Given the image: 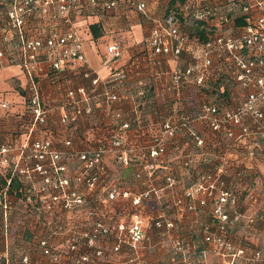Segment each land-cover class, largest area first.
I'll return each mask as SVG.
<instances>
[{
	"label": "built area",
	"instance_id": "2783aa9c",
	"mask_svg": "<svg viewBox=\"0 0 264 264\" xmlns=\"http://www.w3.org/2000/svg\"><path fill=\"white\" fill-rule=\"evenodd\" d=\"M100 1L109 9L120 0H0V59L9 57L11 63L19 64L26 72L32 115L30 132L23 143L0 141V162L7 172L12 166L7 190L15 173L24 183L20 189L22 201L34 219L30 249L51 264H143L148 253L162 245H168L167 264L264 262L263 248H249L245 236L233 230L235 220L227 210L231 206L236 210L241 204L234 187L227 186L224 161L220 159H225L230 150L235 151L237 161L248 157L245 165L237 167L238 175L247 170L256 172L259 164L251 159H258V163L264 159V0H174L162 15L151 12L149 2L157 0H126L151 20L145 41L153 66L169 57L178 58L183 50L190 56L182 68L169 70L168 81L159 92H172L175 98L156 132L137 145L126 134L137 119H125L120 107L111 112L116 120L112 130L97 141L79 135L77 140L73 135L62 136L52 128L63 125L74 133L82 119L94 115L97 103L92 100L97 98L98 102L99 98L100 105L106 107L129 94L123 90V82L130 76V69L119 66L105 79L88 62L78 17L85 2ZM236 12L244 14L245 23L232 32L227 25L231 13ZM191 25L203 29L205 36L188 29ZM122 52L118 44L109 45V59L118 58ZM72 69L88 77L89 84L68 89L70 102L58 118L61 125L51 127L56 132L54 137L32 138V132L43 129L41 126L48 123L53 112L49 100L42 96L41 80L67 82ZM192 85L200 94L199 109L194 113L179 103L182 91ZM145 91L140 89L141 93ZM200 120L214 132L213 142L223 151L217 165L209 164L194 174V181L184 189L189 200L179 204L181 209L188 207L199 215L207 198L215 195L211 206L215 219H195L186 232L181 231L174 213L142 216L133 211L128 218L109 221L111 207L119 196H130L139 209L144 199L162 195V187L149 183L142 191L133 192L125 186L121 173L111 168L108 156L112 155V163L120 167L136 164L135 178L148 179L164 163L170 142L182 148L177 135H187L188 142L195 141L197 147H203L205 135L195 128V122ZM184 157L185 164L193 163L194 154L188 152ZM204 159L213 161L208 155ZM166 180L168 187L178 181L171 174L166 175ZM13 195L17 196L16 192ZM195 198L199 205L194 203ZM258 198L259 194L255 200L259 206L257 218L264 220V199ZM245 216L248 222L256 220L251 214ZM4 225L9 226L8 222ZM196 225L200 228L196 229ZM149 227L165 229L166 236L153 240ZM8 247L6 242L5 264H14L15 260L7 258ZM212 257L222 261L214 263ZM19 264H32L30 254L22 256Z\"/></svg>",
	"mask_w": 264,
	"mask_h": 264
},
{
	"label": "crops",
	"instance_id": "0c3cea01",
	"mask_svg": "<svg viewBox=\"0 0 264 264\" xmlns=\"http://www.w3.org/2000/svg\"><path fill=\"white\" fill-rule=\"evenodd\" d=\"M119 4L114 10H92L90 6H86L79 15V27L84 35V47L88 56V62L93 68H97L100 75L103 78H110V73L117 69L119 66H125L130 69L131 73L128 78H125L123 82V90L129 94L122 99L115 101L111 106L103 107L100 105L98 98L92 100L97 106L94 110V115L90 119H82L80 123L76 125L74 133L58 122V118L61 115L66 104L70 102V98L67 95L68 89H73L81 84H89V78L81 74H75L72 71L68 73L67 82H52L49 78H43L40 83V89L42 96L49 100L53 106V112L48 118V123L43 125V129H37L32 132V138H42L46 135L54 137L55 131L51 130L52 126L61 125V128H55L59 131V134L66 136V134L73 135L77 140L79 137H85L87 139L97 141V139L107 135L112 130L116 120L112 116V110L120 107L123 110V117H127L137 120L134 121L132 127L127 128L126 134H128L129 141L134 144H142L144 140L150 138L159 127L163 114L168 110L170 102L175 98V94L172 92L165 93V91L159 92L160 87L168 81L169 70L174 68H182L190 61L189 53L183 50L182 54L178 58L169 57L161 65H152L148 60L150 54V47L146 44V34L149 32L151 26V20L144 16L139 10H136L126 3V0H120ZM171 0H157L150 1V9L154 15L164 14ZM85 13V14H84ZM185 20V19H184ZM99 22L102 34L94 37L91 32L90 24ZM184 26L187 27L186 21ZM240 25L235 24L234 18L228 23L227 28L229 31H238ZM188 29L204 30L191 25ZM115 43L123 48L122 54L116 59H109L108 48L109 45ZM0 66V141L5 142L7 140H14L17 144L23 143L29 134V124L32 120V115L28 106V77L23 72L22 67L17 63H11L9 57H4L1 60ZM72 72L74 74H72ZM144 88V93L140 92V89ZM160 93V94H159ZM200 94H198L197 88L192 85L185 88L179 96V103L184 110L194 113L199 109ZM3 103H7L8 106L4 107ZM139 103V104H138ZM40 127V128H41ZM195 128L197 132L205 135L206 143H204V152L210 157L213 151L221 150L220 146L214 144L213 139L214 132L211 131L203 121L195 122ZM77 130V131H76ZM179 138V144L181 142V149L186 153L190 147H197L195 141H187V135H177ZM168 152L164 155V163L157 168V170L149 174V178L136 179L130 177L129 172L135 171L138 167L135 165H129L128 167H122L118 171L123 175V182L127 188H130L133 192L142 191L145 187L149 186V183L158 185L161 188L162 195L156 197L152 196L148 199H144L139 209L135 208L132 204L131 197L128 198L119 196L114 200V205L111 207L109 213V221H114L117 218L123 216L129 217L130 213L135 211L139 212L142 216L149 214L154 215L159 212H165L167 214H176V220L179 222V227L182 232H186L188 224L194 219L199 220L208 219L211 211L210 205H204L202 212L197 215L194 210L181 209V204H176L177 198L184 194V188L180 187L183 179L186 178V174L190 179L194 176L195 172L183 174L181 171L174 167L176 165L175 160L180 154H171V159L168 160V153L171 147H175L170 142ZM178 149V147H175ZM186 148V150H185ZM215 148V149H214ZM181 155H184L181 153ZM205 156L197 160L198 165L203 163ZM215 158L217 159L216 155ZM214 158V159H215ZM113 156H108V163L111 168L114 169L115 164L112 163ZM173 161V162H172ZM260 165V161L258 163ZM174 170L171 172L165 171V167L172 166ZM177 166V165H176ZM260 169H262L260 167ZM6 168L0 166V172H5ZM259 170H257L258 172ZM134 173V172H133ZM174 175L178 184L168 187L166 185V175ZM263 174V173H262ZM192 175V176H191ZM128 179L131 181L128 183ZM187 187V186H186ZM151 200V201H150ZM14 213L12 219V233L11 241L13 249H18L22 252H27L31 256L32 264H51L48 259L43 258L40 254L31 251L30 249V237L27 236L25 230L26 225L30 224L31 216L25 214ZM248 222H241L242 230L245 229ZM248 233L253 240L252 245L249 248L261 247L264 250V223L254 222L247 225ZM196 229H199L197 225ZM247 231V230H246ZM244 233V232H243ZM148 234L153 240H159L164 238L165 229L159 231L154 230L152 227L148 228ZM2 240L0 239V249L2 248ZM168 246V245H166ZM164 245L155 248L154 251L148 253V260L143 264H167L169 259V253ZM212 262L216 263L214 260ZM65 264V263H59ZM118 264V263H116ZM261 264H264L262 262Z\"/></svg>",
	"mask_w": 264,
	"mask_h": 264
},
{
	"label": "trees",
	"instance_id": "16d2710c",
	"mask_svg": "<svg viewBox=\"0 0 264 264\" xmlns=\"http://www.w3.org/2000/svg\"><path fill=\"white\" fill-rule=\"evenodd\" d=\"M172 2H175V1L172 0ZM85 3H87L86 6H90L93 11L94 10H100V11L101 10H103V11L104 10H107V11L114 10L119 4H121V2L118 1V3L115 6L110 7L109 9H106L103 1H100V2L94 3V4H91L88 2H85ZM126 3L129 5V3L127 1H126ZM131 7L137 10L136 7H134V6H131ZM84 8H83V10H84ZM0 13L1 14L3 13L1 6H0ZM231 15L234 18L235 24L241 25V24L245 23L244 14H242V13L240 14L239 12H236V13H231ZM90 29H91V32H93L94 37H97V36L102 34V29H101L99 22H94V23L90 24ZM201 33H202V36H205V34L203 32H201ZM0 66H1V61H0ZM212 160L213 161L210 163L211 167H214L215 165L218 164V162H220L216 158L215 159L212 158ZM0 166L2 168L3 167L6 168L4 165L1 164V162H0ZM11 168H12V166L8 167V169H7L10 172H7V171L0 172V239L2 240V245H3L2 248L0 249V264H5L6 257H4V255H5L4 253L6 252V242H8V246H9L7 249L8 254H9L7 258H9L12 261L15 260L14 264H19V260L22 258V256H24L25 254H28L27 252H22L16 248L13 249V247H12V241H11L12 219H13V215L15 212H17V214L19 213V214H25L27 216H31L32 219H30V224L26 225L25 230L27 232V236L30 237L29 242L31 241V238L33 236V221H34V219H33L32 215L29 214L28 208L26 207L25 203L22 201L23 197L20 193V189L22 186H24V183L20 179V176L18 175V173L14 174V177L12 178L11 183L9 185V189L8 190L6 189V187H8L7 179L12 174V172L10 170ZM237 171H238V169L236 170V172ZM236 172H235V174H236ZM249 173L250 172H248V170H247V172H245V173L242 172L241 174H239V176L231 175L230 177H227L226 174L224 175L225 180L229 181L230 187L232 186V187H234V190H236L237 200H238L239 204H241V206H240L241 209H246V207L248 206V204H246L245 202H246L248 194L251 191V189H250V187H251L250 178L251 177L249 175H252V174H249ZM256 173H257V171L254 174L256 175ZM178 183L179 182L177 181L173 185H176ZM166 185H167V182H166ZM5 190H7V201H8L7 202V204H8L7 212L8 213L5 211V208H4L5 200H6L4 198V191ZM14 192H16V195L18 196L19 199L13 200L10 198V196H14L13 195ZM17 196H14V197H17ZM188 200H189V198L186 199L185 194L182 193V195L179 196V198H177L175 203L176 204L184 203V202L187 203ZM215 200H216L215 195L209 196L206 200V203H207L206 205L213 206ZM194 203L199 205V199L195 198ZM232 209L234 210V208L231 206V208L230 209L228 208V210H227V212L230 214V217H232V215L234 214V211L232 212ZM5 213H7V216H5ZM208 219H212V220L215 219V218H213L211 211H210V215H209ZM243 220L244 219L240 218V220L238 222H242ZM256 221L257 222L262 221L264 223V220L262 218L261 219L257 218L256 220L248 222L249 224H246L245 229L243 231L244 236H245L244 241H245V243L248 244V246L252 245L253 240L249 236L247 225H250ZM6 222H8V225H9L8 227H5V225H4V223H6ZM9 232H11V233L9 234ZM6 237L8 238L7 240H6ZM30 248H31V242H30Z\"/></svg>",
	"mask_w": 264,
	"mask_h": 264
},
{
	"label": "rangeland",
	"instance_id": "374dc122",
	"mask_svg": "<svg viewBox=\"0 0 264 264\" xmlns=\"http://www.w3.org/2000/svg\"><path fill=\"white\" fill-rule=\"evenodd\" d=\"M22 70H23V72H25L23 68H22ZM25 74H26V72H25ZM205 147L204 146L203 147H201V146L200 147H190L188 149L190 151H187L186 153L189 152L191 154H194V159L192 160L193 163L191 165L190 164H185L183 162L185 157H184V155H181V153L186 154V153L183 152V149H180V148L177 149L175 147H171L167 157H168V160H169V159H171V158H169V157H171V154H173V155L180 154V155H178L176 157L177 160H175V162H176L177 166L174 164L175 169L177 168L178 171L179 172L181 171L183 174H186V172H188V173L195 172V174H197L198 171H201V169H204L206 166H208L210 164L205 159H203V163H201V165L196 164L197 160L201 159L202 156H206L205 153H207V152H204V149H207V148H205ZM220 149L221 150H219V151H217V150L213 151V149H212V153L210 155L211 160H212V158H215V155H216V157H218L220 155V152L223 151V148H221V146H220ZM185 150H186V148H185ZM233 156H236L235 155V151L234 150H232V151L230 150V151L226 152V154H225L226 158L225 159L220 158L222 161H224L223 166H224V170L226 169L225 174L227 175V177H230L231 175L239 176L237 173L235 174V172L237 170L236 168L239 167V166L245 165V162L249 161L248 157L242 158L241 156L240 157H241L242 161H237V160L234 159ZM251 160L254 163L258 164V159L255 158V159H251ZM252 161L249 162V163L251 164ZM259 161H260V165L257 166V170L259 168V172H257L256 175L254 174L255 173L254 171H250V173H249V174H252V175H249L251 177L250 178V182H251L250 194L251 195L248 196L247 199H246L249 205L246 207V209H241V208H238L236 210L232 209V212L234 211V214L232 215L231 218H233L235 220L234 223H233V230L235 231L236 235H238V236L244 235V233H243L244 230H242L241 222H238L240 220V218L244 219L243 220L244 222H248L249 219L245 215L246 214H251V215H253V217H255L257 219L256 211L259 210V206L256 205L257 201H255L257 194H259V198L257 200L264 199V159L263 160H259ZM113 166H114V170L118 171V169L121 166V164L117 163V164H115ZM174 167H173V165L165 167V171L167 170L168 172H170V171L172 172L174 170ZM260 167L262 169H260ZM121 168L122 167H120V169ZM249 168L255 170V168H253L252 166H250ZM133 172L130 171L129 175H130L131 178L134 179L132 181L135 182L136 179L134 178L135 176H134ZM123 175L121 176L122 179H124ZM185 176H186V178L182 180V182L180 184V187H186L187 185L191 184L194 181V177L192 175H191L192 176L191 179H190V176L189 177L187 176V174ZM129 182H131V181L128 179V183ZM226 182H227V186L230 187L229 181L226 180ZM10 198L13 199V200L19 199L18 197H14V196H10ZM237 214H239L238 217H236ZM193 221H195V219ZM199 228H200V225H199ZM10 233L11 232H9V234ZM211 260H214L217 263L220 262V260L222 261V259H219V257L218 258L217 257H212ZM241 263H243V262H241ZM261 263L262 262H259L258 264H261ZM244 264H246V263H244Z\"/></svg>",
	"mask_w": 264,
	"mask_h": 264
}]
</instances>
